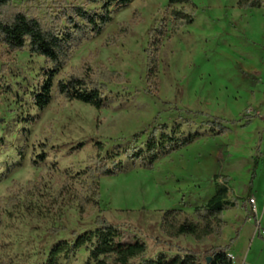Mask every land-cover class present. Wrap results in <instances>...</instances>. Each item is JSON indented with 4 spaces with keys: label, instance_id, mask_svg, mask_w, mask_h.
<instances>
[{
    "label": "rangeland",
    "instance_id": "374dc122",
    "mask_svg": "<svg viewBox=\"0 0 264 264\" xmlns=\"http://www.w3.org/2000/svg\"><path fill=\"white\" fill-rule=\"evenodd\" d=\"M191 1L132 0L114 8L102 32L73 50L43 110L31 92L44 79L46 60L28 48L11 51L0 40V264H45L54 244L94 228L98 215L121 226V242L144 241L147 257L172 244L197 252L200 264H212L207 250L234 239V264H264V7ZM12 2L43 16L52 0ZM174 8L192 13L194 22L163 41L155 88L146 80L148 31L163 20L169 24ZM87 66L123 74V82L106 91L101 109L56 92L60 80ZM206 115L228 121L231 131L204 134ZM180 116L195 121L183 126L186 135L203 136L153 166L130 161L115 176L95 178L98 202L80 203L89 193L91 165L111 164L108 155L134 134L172 125ZM96 142L104 144L102 151ZM43 150L48 156L36 164ZM216 175L229 176L230 199L240 205L224 212L222 231L201 241L169 237L163 213L180 208L183 217L193 218L194 207L214 193ZM58 264L93 262L82 248L69 259L60 256Z\"/></svg>",
    "mask_w": 264,
    "mask_h": 264
},
{
    "label": "trees",
    "instance_id": "16d2710c",
    "mask_svg": "<svg viewBox=\"0 0 264 264\" xmlns=\"http://www.w3.org/2000/svg\"><path fill=\"white\" fill-rule=\"evenodd\" d=\"M132 0H52L46 8L45 15L25 11L12 0H0V40L11 51L28 48L29 52L43 57L47 68L44 79L31 92L33 104L40 110L45 109L53 97L55 77L69 61L73 50L83 42L99 35L111 22L114 8H122ZM173 4H193L191 0H171ZM239 9H260L264 0H237ZM194 15L184 8H174L170 12L169 24L163 20L148 31L146 54V80L157 88V70L160 49L163 41L169 39L182 26L192 24ZM123 74L107 69L96 70L90 66L82 74H72L56 85V92L68 100H77L96 109L106 106V91L114 83L123 82ZM187 114L190 111H186ZM200 128L204 134L225 135L231 131L225 121L219 117L206 115ZM233 123H236L233 121ZM193 118L180 116L172 125L161 123L152 130L141 131L131 137L130 143L120 146L108 155L111 164L96 163L91 165L88 177L89 193L80 197L83 206L98 202L99 182L95 178L115 176L122 172L127 162L140 161L144 166H153L162 157L175 152L203 136V133L186 135L183 126L192 127ZM248 124L245 123L244 125ZM243 125V126H244ZM146 135L142 139V135ZM79 146H83L82 144ZM99 151L104 144L96 142ZM79 148V147H78ZM43 150L35 156L34 162L40 164L47 158ZM94 164V163H93ZM90 168V167H89ZM91 174V175H90ZM4 178L0 172V181ZM214 193L203 204L194 207L193 218L185 216L180 208L166 210L162 216V229L169 237L193 236L197 241L219 234L225 226L224 212L228 208L239 207L238 199H230L232 188L227 175H216ZM244 202V201H243ZM245 207V205L243 204ZM249 214L255 216L250 210ZM94 228L83 233H73L71 240L63 239L53 245L47 255L45 264H58L63 256L69 259L80 249L89 252L93 264H200L198 253L179 245H170L167 252L147 257V244L136 239L134 242H121L120 225L112 223L106 217L98 215ZM1 227V220H0ZM234 239L231 241L233 242ZM217 246L207 250L212 255V264H234L229 254L230 246Z\"/></svg>",
    "mask_w": 264,
    "mask_h": 264
},
{
    "label": "water",
    "instance_id": "95a60500",
    "mask_svg": "<svg viewBox=\"0 0 264 264\" xmlns=\"http://www.w3.org/2000/svg\"><path fill=\"white\" fill-rule=\"evenodd\" d=\"M208 261H210V258H208Z\"/></svg>",
    "mask_w": 264,
    "mask_h": 264
}]
</instances>
